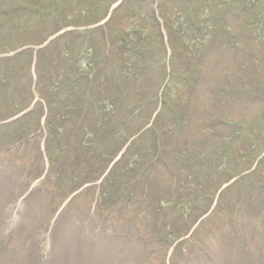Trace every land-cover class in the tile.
I'll return each instance as SVG.
<instances>
[{"label":"rangeland","instance_id":"374dc122","mask_svg":"<svg viewBox=\"0 0 264 264\" xmlns=\"http://www.w3.org/2000/svg\"><path fill=\"white\" fill-rule=\"evenodd\" d=\"M77 1L0 0V10L10 12L5 16L2 13L3 18L0 16V20L4 19V31L0 33V59L19 49L31 51L33 57L36 55V76L33 73V78L38 81L36 97L44 101L53 100L51 97L55 98L57 94L51 89H47L48 94L44 93L50 80L55 81L52 77L62 74L69 81L79 76L76 67L85 61V44L98 51L96 56H91L98 69L94 76V100H99L96 96L102 94L104 101H114L118 111L112 118L101 112L98 121L95 114L89 112L83 126L85 130L77 135L72 146L75 148L77 141L84 139L93 148V141L86 134H92V140H98L110 124L127 121L131 111L159 90L164 55L158 49L156 35L150 26L149 3L124 4L101 32L99 25L117 0H80L81 7L77 6ZM49 11L51 17H61L65 29L70 28L74 33L87 29L86 36L71 35L72 38L67 36L56 44L44 46V37L53 31V23L48 28L44 22ZM161 11L167 29L170 27L172 44V55L167 58L171 74L164 100L187 112L189 118L181 129H175L169 122V113H165V108L161 110L160 105L156 126L160 128L161 157L153 158L149 154L150 137L144 132L141 141L133 143L130 155L123 158L110 176L112 186L109 184L107 188L111 189L108 192L113 193L116 206L112 207L113 203L108 202L106 207L104 200L102 206L108 208L109 205V208L103 212L96 208L94 214L92 190L85 188L66 206L67 197L76 188L64 184L59 189H52L51 184L43 180L34 181L36 176L48 170L43 161L44 154L48 152L50 161H59L66 149L63 141L57 147L50 138L45 142V136L36 133L35 112L16 126H0V264H264V158L259 169L249 171L259 154L264 152V125L256 124L264 115V0H195L193 4L190 1L188 4L161 2ZM189 20L199 26L200 33L189 27ZM132 31L141 46L138 45L139 49L132 57L136 63L127 66L124 61L131 62L132 54H127L118 41L128 42ZM103 33H108L113 47L107 60L100 59ZM123 52H126L125 56ZM78 57L82 59L78 60ZM143 58L150 68L136 70V64ZM100 61L106 69L98 68ZM157 63L159 69H156ZM14 64L16 66L0 64V78L7 82L5 92L1 93L5 99L0 104V119L11 117L28 105L25 97L32 70L28 75L26 58L21 57ZM191 78L196 81L192 82ZM79 79L77 91L72 92L69 100L71 108L67 111L73 117L77 115L79 102L82 103L80 94L84 89V77L79 76ZM189 83L195 86L194 92L189 89ZM106 84L110 88H106ZM232 90L247 94L234 96ZM228 91L231 94H226ZM221 94L227 95L223 102ZM152 110L147 109L146 115L149 116ZM147 116L140 112L138 120L134 116L124 126H117L103 151L111 155L116 145L138 128H143ZM213 121H227L230 127L214 128L211 126ZM248 125L255 127L247 128ZM68 127L64 124L61 134L66 133ZM59 139L63 140L64 136L60 135ZM207 151L213 154L223 152V156L212 173L207 161L198 167L202 177L198 185L194 181L196 170L192 173L188 166L195 165L197 161L193 158ZM246 151L242 162L235 158ZM109 159L110 156L105 163ZM99 163L97 161L94 165ZM165 164L169 169L163 166ZM142 165L145 168L150 165L147 180L144 175L140 180L137 178L145 169ZM86 170L90 169L82 171ZM149 174L153 177L151 184ZM239 177H243V181H237L234 188L223 192L218 205L219 214L204 217L198 229L188 234L219 187ZM83 180L80 177L78 184L81 185ZM249 181L256 186L262 185L261 194L253 192ZM145 185L146 191L140 192ZM37 188H42L43 193H35ZM107 188L102 185L103 194L107 193ZM30 190L31 196L27 199ZM127 192L135 200L130 209L124 210ZM144 192L147 199L143 197ZM204 197L206 202L203 204L200 200ZM160 200L169 203L166 207L175 209L165 216V220L157 212ZM146 202L153 207L149 212L141 214L131 210L144 206ZM65 206L68 209L64 214ZM194 209L199 210L195 212ZM109 212L114 213L111 225H108L111 220L106 221ZM154 215L159 223L157 228H161L160 222L167 227L174 224L177 236L183 239L173 255L170 253V258L164 252L167 244L155 240L153 233L158 231H151L150 224H147ZM146 220L149 221L146 223ZM127 223H131L130 227L123 226ZM121 227L132 230L121 231ZM137 236L145 240L147 251L142 252L135 243Z\"/></svg>","mask_w":264,"mask_h":264},{"label":"trees","instance_id":"16d2710c","mask_svg":"<svg viewBox=\"0 0 264 264\" xmlns=\"http://www.w3.org/2000/svg\"><path fill=\"white\" fill-rule=\"evenodd\" d=\"M129 41H133V42H138L139 41V38L138 37H132V38H130L129 39ZM130 45L132 46V45H134V44H132V43H130ZM135 46V45H134ZM56 105V102H54L53 103V106H55ZM64 113H58V112H51L50 111V115H52V116H54L55 117V120H58L59 122H60V124L62 125V124H64V123H66L67 121H70V120H72V119H74V117L73 116H70V115H64V116H62V117H60V115H63ZM60 130H61V127H56V128H54L53 129V133L55 134V135H59V133H60ZM52 132H51V137H53L54 136V134H53ZM90 137H92V135H90ZM57 138V137H56ZM107 157L108 156H104L103 154H100V155H98V157H97V159L100 161V162H103V161H105L106 159H107ZM90 165V161L89 160H85L84 158H83V156L81 155V153L79 152V151H77V154H76V158H75V161H70L68 164H67V166H69L70 168H71V170L72 169H75V168H77V170H74L73 172L75 173H77L78 171H79V169H90V170H88V173L87 174H84L83 176H82V178L84 179L83 181H86V182H89V181H96L99 177H100V175H102V173L105 171V163H101L102 164V168H101V166H100V168H101V170H100V173L99 174H97V172H93L91 169V167L90 166H87V165ZM110 176H111V174L108 176V178L106 179V181L108 180V184H107V182L106 183H103V185H106V188H107V186L109 185V184H111V186H112V180L110 179ZM60 177V176H59ZM77 178H79V176L77 177ZM68 183H69V185H72V187L74 186L75 188H76V186H78L79 184H78V182L77 183H75V180H71L70 179V181H68ZM112 188V187H111ZM107 190V192H108V190H111V189H109V188H107L106 189ZM109 195H110V192H108L105 196L107 197V198H109ZM159 210H161V209H159ZM166 230V226H162L161 228H157V226H153V229H152V231H158V232H160V230L161 231H163V230ZM167 238H164V244H166V242L168 241V240H166Z\"/></svg>","mask_w":264,"mask_h":264}]
</instances>
